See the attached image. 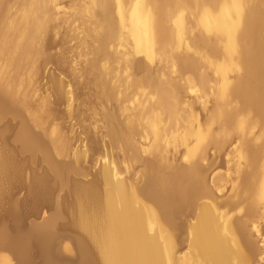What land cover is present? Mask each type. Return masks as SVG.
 <instances>
[{
	"label": "bare ground",
	"instance_id": "bare-ground-1",
	"mask_svg": "<svg viewBox=\"0 0 264 264\" xmlns=\"http://www.w3.org/2000/svg\"><path fill=\"white\" fill-rule=\"evenodd\" d=\"M77 1L85 13L92 14L91 19L94 18L95 20L96 17L98 18V25L96 27L94 26L92 29L93 34L91 35H93V39L89 37L97 43L98 48L100 47L103 53L107 52L105 58H107L106 63L108 65L113 64L115 66L116 64V69L120 66V64L118 65L116 62L118 60V62H120L121 58L114 50L118 47L121 48L123 52V49L128 48L130 46V43L127 46L129 37L133 45V50L132 46L130 47L132 53L134 55L141 53L144 59L143 61L139 55L138 58L140 59H137L138 61L132 64V66L134 65L135 67L132 68L131 66L130 68L134 70L137 67L143 66L142 75L138 73L140 76H136L138 75L137 72L136 75H134L133 70L128 71V66L132 63V59L130 61L131 63L129 62L130 58L127 60L128 63L124 64V67L123 64H121L122 67L118 68V72L120 73V71L123 72L124 70L119 69H124L127 66L128 70L126 71L125 69L126 72H123L124 76L120 77V83H118L119 81L117 83L120 84L118 88H123L127 93L126 95L130 99H128L127 102L130 101L132 105L130 106L128 103L129 109H127V115L129 117L127 118L125 116L128 120L124 116H120L125 112L126 106L125 110L123 108L121 109L123 112L120 110L121 107L119 106L118 109L122 112L121 114L119 113V116L124 117L125 122L126 120L128 122H120V124L117 123V120L115 121L117 123L116 125V123L113 122L115 119L113 116V119H110L115 123L114 126L118 128L120 124L122 128L124 123H128L126 128H128L129 125L130 131L133 133H140V135L146 134L148 138V134L151 137V135L157 136L161 133L159 130L155 129L159 127V122L156 123L157 119H162L164 120V129L167 131L165 132V136L162 135V137L164 136L163 138H159L161 140L163 139V142L165 141V145H163V152L161 153V149V154H156L158 157L154 159L155 162H153V160L148 164L145 160H141L143 164L144 162H146V164L141 172L139 185L133 186L131 189L122 182L112 183L109 181V173L107 170L101 171L103 178L110 182L107 192H101V190H98L99 188L96 189L97 186L94 188L93 185L85 186L80 185L81 183L75 185V209L72 213L69 226L80 231L85 239L81 240V238L76 241L77 248L75 249H78L77 252L79 251L78 256L81 257L80 264H96V259L98 260L97 263L101 264H173L171 256L174 248L169 227L172 225L174 226L176 222L175 217L179 213L186 210L190 212L193 209H196L198 212L195 216L196 221L191 227V235H193V240L201 242V245H199L200 249H197V252L201 250V253H199L200 256L202 255L201 260L203 258H205V260L210 259L214 264H263L264 247L262 243L261 245L256 244L257 242L255 243L252 239V236L256 235L255 233L257 231L259 233L258 229L262 232L261 230H263V227L261 228L260 226H262L264 222V6L259 4L260 0ZM18 2H20V4L16 14L12 16V18L0 19L2 21L0 24V91L4 95L9 96L8 98L17 99V104L19 101L20 104L22 103L27 107L31 105V98H33L34 95L33 76L35 75L37 67V62L35 63V60L36 57L39 56L42 37L44 31H46L47 25L51 23L49 19L53 16V13L51 12L52 14L50 13L51 15L49 17L50 0H19ZM184 10L187 11L185 16L183 15V13H186ZM6 13L8 12L6 11ZM6 13L5 15H7ZM182 15L185 20H187V25L182 21L183 19L181 20V17L183 18ZM127 25L131 27L132 30L129 36L127 35L128 30H126L127 32L124 31L127 28H123L124 26L127 27ZM119 35L121 37H119ZM77 37L79 36L77 35ZM116 39H118L117 42L115 41ZM90 40H88V43ZM114 42L116 43L114 44ZM88 43L86 41L85 45L87 44L86 47L89 48L90 46H88ZM90 45L93 46L94 44L92 45L91 43ZM89 49L92 48L90 47ZM93 51H95L94 48L91 52ZM115 53L117 56L114 55ZM118 54L121 55L120 52ZM123 54L125 55V53H122L121 56H124ZM136 55L134 60L136 59ZM92 56H95V52H93ZM101 56H99L100 59ZM128 56H130L129 51L126 58H123L126 60ZM131 58L133 57L131 56ZM97 64H100L98 63V59ZM173 66L174 68L177 66V69H171ZM208 69H211L210 73L215 75V84H213L212 93H208V91L211 92L210 85L208 86L209 77L206 76ZM170 70L173 73H170ZM184 74L185 76H183ZM192 74L199 76L198 79V76L195 75L198 82L200 80L201 83L200 86H197L201 89L200 93L203 91L202 88L206 91V93L202 92V94L199 95H205L204 98H208V101L211 100L210 102L212 104L210 113H208L206 117L204 116L205 118H203V121H201L202 117L200 120L198 116H195L193 113L194 109H192L189 102H183L186 88L180 86L183 84H179V82L182 79L180 83H183V78H185L184 82L186 81L185 83H187V86H185V84L184 86L188 87L189 91L193 90L196 80L194 81ZM105 75H108L107 72ZM230 76L232 77L230 78ZM108 81L110 83V79H108ZM198 82L197 84H199ZM56 85L59 86V84ZM107 85L108 84H106V86ZM110 85L112 86V84ZM113 85L116 86L115 84ZM215 85L217 86L215 87ZM103 86L106 87L105 84L102 85V87ZM114 86L110 88L112 91L117 88H113ZM101 91H99V93ZM58 92L60 91L58 90ZM106 92H108V90ZM122 92L123 91H121V94ZM182 92L184 94H182ZM115 93L114 91V94ZM121 94L118 95L117 100ZM124 96H121L122 99L127 98L126 96L124 98ZM112 97L111 99H114L115 96ZM196 97L197 96H195V98ZM60 98L62 97L60 96ZM122 99L121 106L124 105ZM204 106L205 102L203 107ZM35 107L37 106L35 105ZM28 108V110L31 111V114L28 113L29 111L27 112L30 114L29 117L33 115V117L41 116L43 118V115H45L44 113L47 112V103L41 101L39 108ZM26 110L27 109H25V111ZM200 112L198 111L199 117L201 116ZM245 113H248V116L245 115ZM203 114L205 113L202 112V115ZM38 119L39 117L37 120ZM35 120L36 118L34 122ZM39 122L41 123L42 120ZM155 124H158V126L156 127ZM112 126L113 124L111 125V129L114 127ZM153 126L155 128L152 130ZM126 128L124 131H126ZM154 131H158L159 133ZM164 131H162V133ZM126 132H123V134ZM231 133L233 135L237 133V136H239L240 142L238 141L236 146L240 145L238 149L242 148V150L240 149L241 157L236 155V159H239L238 162L242 160L245 172L242 170V167H239L240 169L238 168L237 170L240 171H236L235 173L237 174L233 177H227V175L224 176L226 178L222 177V181L226 183L228 181L231 182V193L233 197H229H236L238 199V202L234 205L235 211H233L234 213L232 212L233 216L222 220L210 209L212 208L209 207L210 204H206L207 202L198 204V199L205 198L214 201L211 189L216 187L219 192L223 190V182L216 183L217 181L213 182L212 180L213 183L211 185L209 182L211 181V176L208 181L212 186L210 187L205 177L208 171L212 169L215 160V158L210 155V148L217 147L219 149V147L224 145L225 147H229L226 141L231 137ZM59 134L57 128L53 127L46 130L44 136H46L48 142L62 149L63 138L60 137ZM117 134H119L118 137L120 139V132ZM129 135L126 137L129 138ZM135 135L134 137L130 135V139L139 138ZM38 136L40 137V135ZM115 136L116 135H114V137ZM215 136L219 139L217 137V139H215ZM122 137V141L126 139L124 135H122ZM20 138L22 139V145L25 147L27 146V149L28 147L38 146L39 138L33 136L30 130L26 133L23 132ZM115 138L117 139V136ZM21 139L18 138V141ZM231 139L229 141H231ZM233 139L236 140L237 137ZM151 140L150 138L149 144L152 143L150 144L151 146L158 145V139ZM190 140H194L195 142H190L189 145ZM3 141L0 145V208L7 206L5 204L8 202V199H10L7 190L8 186L14 183L19 184L21 181L19 176L21 174L20 170H13L10 159L2 156V152H5V149L2 151ZM125 142H127V148L131 151L128 152L132 156L131 157L130 154L125 151L126 148H124L125 150H123L127 152V157L129 155V158H132L131 160L137 159V142H129L126 140ZM117 143L122 144V142ZM161 143L162 141H160V144ZM113 144L116 143L114 142ZM4 145L6 148L5 142ZM124 145L126 146L125 143ZM150 145H147V147ZM179 145L185 147V153H183L182 150L181 153L186 155L187 160L179 163L178 161L182 160V157H178L179 160H176L178 163L174 164L171 162L172 160L169 161L170 159H166L165 155L169 154L167 153L169 147L173 148ZM230 145H232V143ZM236 146H230V148L232 147L231 152L235 150L233 147L237 149ZM161 147L162 146H160V148ZM155 148H157V146ZM160 148L158 147V149ZM147 149L148 148L145 149L146 154L148 153ZM213 149L214 148H212V150ZM152 150L154 149L150 150L151 153H153ZM10 151H6L7 155L11 153ZM226 152L227 151H225V153ZM234 153H236V150ZM11 155L14 156L15 154ZM152 155L154 156V154ZM178 155L180 156V154ZM50 157L51 156L46 154L45 159L51 161ZM236 159L234 158L233 160ZM245 178L246 183L242 184V180L244 179L245 181ZM42 182L43 181L40 180H34L28 186L27 194L29 197L26 201H31V208L28 206L27 202H23L22 200L19 202L14 201L12 207L8 202V206L11 207V210L18 214H21L22 210L29 212L32 208L36 207L38 202L47 198L48 194ZM74 182L76 183L77 181ZM85 183L86 182H84V184ZM72 187L74 186L72 185ZM114 193L118 195L119 206L116 204ZM136 203L138 205H136ZM221 206L228 207V209L232 208L229 201H222ZM61 207L63 206H60V208ZM238 209L241 210V212L235 215ZM156 223L161 228L159 237L163 240V247H159L158 240L156 241L148 236L147 233L149 232H145L147 230L146 228L149 230V228ZM49 224L50 221L46 220L38 223L36 228L44 230ZM6 230L0 228V235L8 241L9 250L15 254L13 264H27V246L23 237L18 234L19 232L15 235H9ZM224 240L233 241L234 247L232 249L235 251L233 250L234 255L231 258L230 255L227 256V253H222V251L218 249V243ZM1 246L3 245L0 244V247ZM64 249L66 250V247ZM40 253L44 259L49 258V245L47 242L41 243ZM2 254H0V257H2ZM95 254L97 255L96 259L93 257ZM162 255L166 258L165 261ZM4 260L5 259H3V263ZM10 261L12 263V260ZM10 261H6V263H10ZM179 264L188 263L183 261V263Z\"/></svg>",
	"mask_w": 264,
	"mask_h": 264
},
{
	"label": "rangeland",
	"instance_id": "rangeland-1",
	"mask_svg": "<svg viewBox=\"0 0 264 264\" xmlns=\"http://www.w3.org/2000/svg\"><path fill=\"white\" fill-rule=\"evenodd\" d=\"M18 1L19 0H0V4H1L0 5V11L2 8V11L0 13V19L1 20L2 19H10V18H12V16H14L16 14L17 8L20 4V2H18ZM259 4L264 6V0H260ZM1 6H3V7H1ZM79 6L80 5H79V2L77 0H50L48 14L50 17V15L53 13L52 14L53 18L50 17L49 21L51 23H49V25H47V27L45 29L46 31H44V35H43L44 38L42 37L41 50L39 52V56L40 55L41 56L40 57L37 56L36 60H35V63L37 62V64H36L37 67H36V72H35L36 76L35 75L33 76L34 95H33V98H31L32 99L31 105L26 107L22 103L20 104L19 101H18V104H19L18 105L16 103L17 99L14 100L11 97L8 98L9 96L4 95L0 91V141H1L0 145L2 144V141L4 140L3 141L4 148L2 146V151H4L3 149H5V152H2L3 153L2 156L10 159V161L12 163L13 170H15V171L20 170V173H21V174L19 173L20 174L19 176L21 178L20 183L19 184L14 183V184H10L8 186L7 190H8V196L10 198V199H8V202L10 204L7 202L5 205L8 206V204H9L12 207V203H14V201L19 202V201L23 200V202H27L28 206L31 208V206H30V205H32L31 201H29V200L26 201V200L29 197L27 194L28 193V186L34 180L43 181L42 182L43 186L45 187L47 194H48L47 198L42 199L41 202H38L36 204V207L32 208V210L29 212L28 211L25 212L24 210H22V213L18 214L15 211H12L11 207H9V206L7 207L5 205H4L5 207L3 206L4 208H2V207L0 208V213L2 212L0 214V228L6 230V227H7L6 231H7V233H9V235H12V234L15 235L19 232L18 234L23 237V240L26 242V246H27L26 247L27 248L26 249L27 257H28L27 258L28 259L27 264H54V263L55 264H60V263L61 264H80L81 257L78 256V254H79V251L77 252L78 249H75V248H77L76 241H78V239H81V238H82L81 240H85V239H84L83 235L80 233V231H78L76 228L74 229V227H72V226H69V224H70L69 222H71V218H72V213L74 212V209H75V207H74V199H75L74 193H76V190H74L75 185L80 184V183H81L80 185H85V186H92L93 185L94 188H95V186H97L96 189L99 188L98 189L99 191L101 190V192L102 191L107 192L109 185H110L109 184L110 182H112V183L122 182V183H125L127 187L129 186L132 189L133 186L140 184V175H141V172H142L146 162L149 164L154 159H156V157H158V156H156V154L157 155L161 154L163 152V145H165L164 144L165 141L163 142V139L162 140L159 139L160 137L163 138L165 136V132H167L166 129H164L165 128L164 123H163L164 120H162V119H157L156 123L159 122V127H157L158 124H155V126L157 127V129H155V130H159V132H161V133H159L158 131H154V132L159 133L157 136L151 135V137H150V135L148 134L149 137L147 138L146 134L141 133L142 135H140V133H133L132 131H130L129 125H128L129 129L126 128L127 127L126 125L128 123L127 124H125V123L128 122L127 118L129 117L127 115L128 114L127 109H129V107H128L129 104L131 106L132 103L130 101L127 102V100L129 99L126 95L127 93L123 90V88H121V87L118 88V86H120V84H118V83H120V81H119L120 77L124 76L123 72L125 71V69H126V71L128 69H129L128 71L133 70V69L131 70L130 68H131L133 63H136V61H138L140 58H142L141 53L140 54L137 53L138 55L135 54L136 59L134 60L135 55L130 50L131 46H132V50H133V45L131 44L132 42H131V40H129V38H130L129 37L127 40V42L129 41L127 43V46L130 43V46L128 47L129 50H128V48H125V49H123V52H122V49L117 47L118 50L115 49L114 52L116 51L117 55H119V57L121 58V61H120L121 63L118 62L119 60L116 62L118 65L120 64V66L118 68L122 67L121 64H123V67H124V64L128 63L127 60H129V58H130L129 62L132 59V61H131L132 63L130 62L131 65L129 63L130 66H128V69H127V66L124 69L123 68L119 69V70H124L123 72L120 71V73L118 72V68L116 69L117 66L115 63L114 64L116 67L113 64L108 65L106 63L107 58H105L107 52L103 53L102 49L100 47L98 48L97 43L92 40L93 39L92 38L93 35H91V34H93L92 29L94 26L96 27L98 25L97 24L98 18L96 17L95 20H94V18H92L93 19V21H92V19H91L92 14L91 13H85L82 10L81 6L80 7ZM6 11L8 13H6ZM184 12H186V13H183V15L185 16V14H187V11L184 10ZM5 13L7 15H5ZM1 15H4V16H1ZM184 16H183V18L181 17V20L183 19L182 21L187 25V20H185ZM2 17H4V18H2ZM1 23H2V21L0 22V24ZM123 28L124 29L127 28L124 31L128 30L127 35L129 36V33L132 32L131 27H129L127 25V27L124 26ZM128 28L130 29V31ZM87 32H89V33H87ZM77 35L79 37H77ZM87 36L88 37L90 36L92 39L90 37L88 39ZM119 37H121V36L119 35ZM87 39L88 40L91 39L89 41V43L91 42L92 45L93 44L94 45L91 46L90 45L91 43L89 44ZM44 41H45V43H44ZM86 41L88 43V46H90L92 49H89L90 47L89 48L86 47L87 46V44L85 45ZM115 41L117 42L118 39H116ZM116 42H114V44ZM42 46H43V48H42ZM125 47H126V45H125ZM93 48L95 50V51H93V52H95V56H92L93 52H91V50H93ZM119 49H121V50H119ZM126 49H127V51H126ZM100 51H102V52H100ZM128 51L130 53V56H128L127 59L125 60L126 56L128 55ZM119 52L121 53V55H122V53H125V55L123 54L124 56H121L120 54H118ZM99 53L100 54L103 53L104 55L101 54L102 55L101 56ZM96 54H97L98 63H100L99 65L97 64ZM114 55H116V53ZM99 56H101V59L99 58ZM131 56L133 58H131ZM138 56L140 58H138ZM94 57L96 60L94 59ZM123 57H125V58H123ZM99 59L103 62H101ZM124 60L127 62H125ZM142 60L144 61L143 58H142ZM93 61H94V63H93ZM101 65H103V66H101ZM112 65H113V67H112ZM104 66H106V67H104ZM134 67L135 66L133 65L132 68H134ZM142 68H143V66L137 67L136 69L133 70L134 71L133 74L136 75V72H137V74L140 73L142 75V73H143ZM172 68L175 70V69H177V66H175V68L173 66V67H171V69ZM105 71L107 72L108 75H105L106 74ZM207 72H206V76L209 77L208 78V86L210 85V90H211V92L208 91V93H212L213 92L212 88L214 87L213 84H215V82H214L215 75L210 73L211 69H208ZM110 73H111L112 77L110 76ZM170 73H173V72L171 71ZM140 74H138L136 76H140ZM192 75H193L194 81L196 80L195 88L193 90L189 91V88L185 87V86H187V83H185L186 81L184 82L185 78H183V76H185V74L182 76V78H183L182 82L183 83H180L182 79L179 82V84H183L180 86H182L183 88H186L185 89L186 90L185 96H183V99L184 98L185 99L183 100V102L184 101H185V103L189 102L191 104L192 109H194L193 113L195 114V116H198L199 119L202 117V120L201 119L200 120L203 121L204 120L203 118H205L208 115V113H210L212 104L210 102L211 100L208 101V98L207 99L204 98L205 95H202L203 97L200 96L202 94V92L206 93V91L201 86L203 91L200 93L201 89H199L200 87L199 88L197 87V86H200V84H201L200 80H199V82L197 80V78L199 79V76L196 74H192ZM195 75L198 77L196 78ZM93 77L95 80L93 79ZM106 77H108V78H106ZM231 77L232 76H230V78ZM112 78H114V79H112ZM108 79H110V83H109ZM102 81H104V82H102ZM197 82L199 84H197ZM100 83H101V85H100ZM56 84H59V86ZM104 84H105V86H106V84H108L106 87L103 86L106 89V91L108 90V92H106L105 89L102 87V85H104ZM110 84H112V86H114L113 84H115L116 86H114L113 88L117 87L120 93L118 92L117 88L113 89V91H112V89H110L112 87ZM184 84H185V86H184ZM97 85H98V87H97ZM216 86L217 85H215V87ZM58 90L60 92H58ZM98 90L103 92V93L100 92L101 93L100 94ZM114 91L116 92L115 94H114ZM121 91H123L122 92L123 95L121 94ZM105 92L110 97H108ZM112 92L114 95L112 94ZM183 92H182V94H184ZM195 92H198V93H195ZM109 94H111L113 97L114 96L115 97L117 96V97L116 98L114 97L115 100L111 99L112 96ZM119 94H121V96L125 95L127 97V98H125V96H124V98L126 100L122 99L121 96H119V99L117 100ZM60 96L62 98H60ZM187 96H189V97H187ZM195 96H197L196 97L197 99L195 98ZM106 97H108V98H106ZM200 97H201V99H200ZM105 98L107 99V102H106ZM57 99H59V100H57ZM121 99H122L123 104H124L122 106H121V104H122ZM41 101L47 103V112L44 113L45 115H43V118L41 116H37V117L34 116L33 117V115H32V117H29L31 114V111L28 110L29 109L28 107H30V108L33 107L35 109L39 108ZM58 101H60V102H58ZM204 102H205V106H204L205 108L203 107ZM106 103H107V105H106ZM119 103H120V105H119ZM35 105L37 107H35ZM119 106L121 107L120 110L122 108L125 110V106H126V110L124 113H122L123 110H121L122 112H120V110L118 109ZM197 108H198V110H197ZM25 109H27V110L25 111ZM199 109H201V110H199ZM32 110H34V109H32ZM198 111L199 112L201 111L200 117H199ZM27 112L30 114H28ZM109 112H112V113H109ZM202 112L205 114L202 115ZM119 113L120 114L122 113V114L120 115ZM34 114H35V112H34ZM247 114L245 113V115H247ZM110 115H111V117H110ZM119 115L124 116V117L126 116L127 117V118L125 117L127 119L126 122H125V118L120 117ZM113 116L115 117V119L117 118L116 120L114 119V121L112 120ZM247 116H245V117H247ZM38 117H39V119L37 120ZM106 117H107V120L108 119L110 120V121L108 120L110 123L106 120ZM35 118H36L35 122L37 121L36 123L34 122ZM40 118H42V119H40ZM110 118H112V119H110ZM41 120H42V122L40 123L39 121H41ZM105 120H106V122H105ZM122 120H124V121H122ZM161 120H162V122H161ZM112 121L113 122L117 121V123L125 122L124 123L125 126L123 124V127H122L123 131H122V128L120 127V126H122V125H120L121 123L119 124V126L117 128V126H114L116 122L113 123ZM25 122H26V125H25ZM38 122H39V124H38ZM117 123H116V125H117ZM112 124L116 129L113 126H112L113 128L111 129ZM50 126L57 128L58 134L60 132L59 135H60V137L63 138L62 149L59 148L57 145H54V144H51L50 142H48L46 136H44L46 130L53 128ZM109 127H110V129H109ZM160 127L163 129H161ZM125 128H126V131H129V132L124 131ZM153 128H155V127L153 126L152 130H153ZM158 128H160V129H158ZM29 130H30V133L32 131L33 136L39 138L40 144L38 143L37 147H35V146L30 147V148L28 147V149H29L28 150L27 146L25 147L24 145H22V143H21L22 139L20 137H21V134L23 132L26 133V132H29ZM108 131H111V132H108ZM114 131H116V132H114ZM162 131H164L163 132L164 134L162 133ZM118 132H120V134H121L120 139L118 137L119 134H117ZM123 132H126V133L123 134ZM127 133H128V135L130 133V135H132L133 137L136 134L139 138L135 137L138 139H133L131 136L132 139H130V135H129V138H127L126 137V136H128ZM19 134H20V136H19ZM160 134H161V136H160ZM234 134L236 136L232 134L231 137L228 138L229 140L232 138L231 141H229V140L226 141L227 145L229 144V147L227 145H226L227 147H225V145H224V146L219 147V149L217 147H212L214 149L217 148L220 151H218L217 149H215L216 151L213 149L214 150L213 151L212 148H210V150H209L211 152V154H210L211 157L213 156L215 158V160H214V163L212 165V169L209 170L210 172L208 171L209 175L207 173L205 179L207 180L208 186H210V187H212L211 185L215 181H217L216 183H220V182L222 183L223 182L222 183L223 190L219 192V191H217L216 187H214L215 189L212 188L213 190L211 189L212 195L214 197L213 198L214 201H210V200L205 199V198L198 199V204L206 203V202H207L206 204H208V205L210 204L211 206L209 205V207H212L210 209L212 211H214V213L216 215H218L220 217V219H222V220L225 218L233 216V213H234L233 211H235L234 205H235V203L238 202V199L236 197L230 198V197H233V194L231 193V185H230L231 182L228 181L226 183L225 181H222V180H223V178H226V177H224L226 175H227V177L228 176L233 177L235 174H237L235 172L240 171V170H237L239 167H242V170L245 172L244 164H243L242 160L238 162L239 159L238 158L236 159V155H239L241 157L242 148H240L241 149L240 150V149H238V147H240V145L236 146L237 145L236 143L238 141L240 142V139L238 138L239 136H237L238 135L237 133H234ZM17 135H18V137H17ZM38 135H40V137ZM114 135L117 136V139L115 138L116 136L114 137ZM122 135H124V138H126L123 141L121 140V138H123ZM162 135H164V136L162 137ZM216 137L217 136H215L214 138L217 139L218 137L217 138ZM236 137L238 140L236 139ZM18 138L21 140L18 141ZM150 138L152 140L158 139V142H159V143H157L158 145L151 146L150 144H152V143L149 144ZM233 138H235L237 141L234 140ZM111 139H112V141H111ZM128 139H130V140H128ZM125 140L129 141V142L130 141H133L135 143L137 142V144H138L137 148H136L137 159L131 160L132 158L130 159L129 155L127 157L126 153L130 150H128V148H127L128 144H127V142H125ZM159 140L162 141L161 144H160ZM225 140H227V139H225ZM63 141H65V142H63ZM4 142L7 146L6 148H5ZM114 142L116 144H113ZM117 142H122L123 145L118 144ZM190 142L194 143L195 141L190 140L189 145H190ZM228 142H230V143H228ZM234 142H235V144H234ZM124 143L126 144V146L124 145ZM231 143H232V145H230ZM159 144H160V146H162L161 148H160ZM238 144H240V143H238ZM147 145H150V146L147 147ZM156 146H157V148H155ZM230 146H234V147L236 146L237 147V149L233 147V149L236 150V153H234L235 150L234 151L232 150L233 152H231L232 147L230 148ZM158 147L160 149H158ZM176 147H178V148H176ZM124 148H126V150ZM146 148L149 149V150L147 149V152L151 155L154 154V156L153 155L151 156L148 153L146 154V152H145ZM150 148L154 149V150H152L153 153H151ZM123 149L127 152H124ZM161 149H162V151H161ZM172 149L174 152L172 151ZM174 149H176V150H174ZM10 150H12L13 153ZM43 150H44V152H43ZM157 150H158V152H157ZM181 150L183 153H185V147L183 145L175 146L173 148L169 147L168 148L169 152L167 151V153H169V154L165 153V154H167V155L164 154L165 158L170 159L169 161L172 160L171 162L174 164H177L178 162L179 163L184 162L187 159H186V155L181 153ZM237 150H238V153H237ZM6 151L7 152L10 151L11 153L9 155H7ZM160 151H161V153H160ZM225 151H227V152L225 153ZM48 152H51V153H48ZM11 154H15V155L13 156ZM46 154H48V156H51L50 157L51 161L49 159H45ZM178 154H180V156ZM130 156H131V154H130ZM169 157H171L172 159ZM178 157L179 158L182 157L181 158L182 160H179ZM151 158H152V160H151ZM234 158L236 160H233ZM141 160L142 161L145 160L146 162H144V164H143L141 162ZM176 160L178 162H176ZM153 162H155V160ZM241 163H242V165H241ZM153 164H155V163H153ZM103 170L108 171L110 182L106 181L103 178V175H102ZM99 173H100V175H99ZM220 174H222V175H220ZM219 175H220V177H219ZM211 176H212V178H211ZM99 178L101 179V181ZM209 179L211 181H209ZM212 180H213V182H212ZM74 181H77V182L75 183ZM80 181H82V182H80ZM208 181L210 182L211 185L209 184ZM84 182H86V183L84 184ZM224 182H225V184H224ZM70 183H72V184H70ZM245 183H246V178H245V181H244V179L242 180V184H245ZM72 185L74 187H72ZM72 191H73V193H72ZM114 196L116 199V204L119 206L120 203H119L118 195L114 193ZM46 199H47V201H46ZM117 199H118V201H117ZM220 201L221 202L222 201H224V202L229 201V203H231V205H232V208L231 209L229 208L230 209L229 210L228 207L221 206ZM136 205H138V204L136 203ZM136 205H134V206H136ZM60 206H63V207L60 208ZM71 208H73V209H71ZM58 209H59V211H58ZM64 209H66V210H64ZM70 209L72 212L70 211ZM8 210H10V211H8ZM197 212L198 211L196 209H193L190 212H188L186 210V211H183L182 213H179L175 217L176 222H175L174 226L172 225L169 227V231L172 234V240L171 241H172L173 248H174V250L172 252L173 257L171 256L173 264L183 263V261L188 263V264H211V263H213L210 259L205 260V258H203L201 260L202 255L200 256V254H199V253H201V250H200V252H197L200 249L199 245H201V242L193 240V238H192L193 235H191L192 234L191 227L193 226V224L196 221L195 216L197 215ZM239 212H241V210L238 209L237 213L235 215H237ZM228 213L229 214L231 213V214L229 215ZM45 219L50 221L49 226L44 230L37 229L36 228L37 224L40 222L46 221ZM260 227L261 228L263 227L262 229L264 230V222H263V225ZM15 229H16V231H15ZM146 229L148 230V228H146ZM147 230L145 231V232H149V233H147V235L150 236L151 238L155 239L156 241L158 240L157 242L159 243V247L160 246L163 247L164 246L163 240L159 237V233L161 230L160 226L156 223L151 228H149L148 231ZM258 230H259V233L257 231L255 233L256 235L252 236V239L255 241V243L257 242L256 244L261 245V243H262V245L264 247V242H263L264 231L261 230L262 232H260V229H258ZM20 232H21V234H20ZM22 233H24V234H22ZM261 239H263V240H261ZM7 242L8 241L5 240V238L0 235V244L3 245L0 247V254L3 253L2 257H0L1 258L0 264H13L14 263L13 260L15 258L14 257L15 254L11 250H9ZM42 242H47L49 245V258L48 259H44L40 253V245ZM218 244H219L218 249H220L222 251V253L223 252L227 253L226 255L227 256L230 255V258L233 257V255H234L233 252L235 251L234 249H232L234 247L233 241L224 240L223 242H219ZM69 245H70V247H69ZM65 247H66V250L64 249ZM228 253H230V254H228ZM93 257L96 259L97 255L96 254L93 255ZM162 258L164 261L166 260L164 255H162ZM3 259H5L4 263H3ZM10 260H12V263ZM6 261H10V263H6ZM97 261L98 260L96 259V264H101V263H97ZM190 261H191V263H190ZM263 264H264V262H263Z\"/></svg>",
	"mask_w": 264,
	"mask_h": 264
}]
</instances>
